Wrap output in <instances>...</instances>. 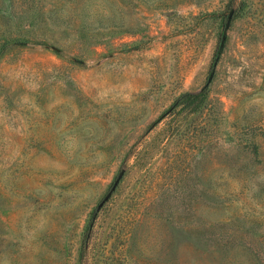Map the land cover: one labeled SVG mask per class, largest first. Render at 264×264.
<instances>
[{
	"label": "rangeland",
	"instance_id": "374dc122",
	"mask_svg": "<svg viewBox=\"0 0 264 264\" xmlns=\"http://www.w3.org/2000/svg\"><path fill=\"white\" fill-rule=\"evenodd\" d=\"M0 264H264V0H0Z\"/></svg>",
	"mask_w": 264,
	"mask_h": 264
},
{
	"label": "water",
	"instance_id": "95a60500",
	"mask_svg": "<svg viewBox=\"0 0 264 264\" xmlns=\"http://www.w3.org/2000/svg\"><path fill=\"white\" fill-rule=\"evenodd\" d=\"M230 19H231V13L228 14L227 18H226V21H225V24H224V29L226 30L228 28V25H229V22H230ZM224 40H225V33L221 36V39H220V42H219V45H218V49H217V53H216V56L212 62V66H211V69L209 71V74L206 78V81L204 83V86H208L209 83L211 82L212 78H213V75H214V71H215V66H216V63H217V60H218V55L219 53L221 52L222 48H223V45H224ZM122 176V171L119 172L117 178L115 179V181L113 182L112 186L110 187L109 191L107 192L106 196L103 198V200H101L98 205L96 206V210H98L102 204L104 203V201L109 197V195L111 194V192L115 189V186L118 182V180L120 179V177Z\"/></svg>",
	"mask_w": 264,
	"mask_h": 264
}]
</instances>
